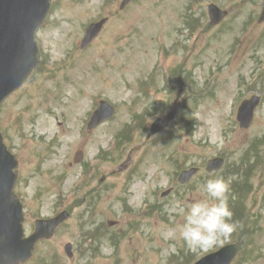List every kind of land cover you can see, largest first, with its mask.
<instances>
[{
	"label": "rangeland",
	"instance_id": "rangeland-1",
	"mask_svg": "<svg viewBox=\"0 0 264 264\" xmlns=\"http://www.w3.org/2000/svg\"><path fill=\"white\" fill-rule=\"evenodd\" d=\"M121 1L52 0L36 34L40 65L0 106V134L19 162L16 188L24 205L25 236L33 232L34 218L64 209L70 215L24 264H194L206 250L192 251L179 237L183 217L177 205L186 209L207 198L202 190L207 176L201 172L190 185L175 186L176 192L154 211L150 203L141 204L151 201L155 189L166 190L185 168L219 156L225 138L231 140L224 152L231 161L249 146L264 151V104L249 132L238 130L233 115L235 103L251 92L264 96V23L256 21L261 0H134L120 11ZM210 3L229 12L216 28L208 24ZM104 18L105 28L81 49L87 27ZM179 81L191 86L180 99L179 105L186 101L184 108L153 142L145 143L149 124L166 117L179 86H189ZM102 99L116 115L87 132ZM118 133L127 137L109 148L88 186V192L101 187L103 197L76 198L73 183L82 177L81 166L102 158L101 149ZM128 151L133 161L127 165L137 161L138 166L126 183L128 177L118 168ZM79 153L81 165L74 164ZM217 178L224 180L221 173ZM250 181L244 186L261 190L250 192L246 200L257 203L234 215L236 229L223 240H240L244 248L233 264H264V208L255 216L264 177L257 184ZM90 200H96L90 214L104 222L106 238L88 240L97 255L81 256L77 229ZM67 243L76 252L70 260L63 252Z\"/></svg>",
	"mask_w": 264,
	"mask_h": 264
},
{
	"label": "water",
	"instance_id": "water-1",
	"mask_svg": "<svg viewBox=\"0 0 264 264\" xmlns=\"http://www.w3.org/2000/svg\"><path fill=\"white\" fill-rule=\"evenodd\" d=\"M131 0H124V7ZM49 0H0V79L9 86L16 85L26 70L33 67L35 49L32 34L44 19ZM99 26L87 31L85 43L90 42ZM21 59H16L20 57ZM6 166L0 161V198L4 194ZM3 173V174H2Z\"/></svg>",
	"mask_w": 264,
	"mask_h": 264
},
{
	"label": "clouds",
	"instance_id": "clouds-1",
	"mask_svg": "<svg viewBox=\"0 0 264 264\" xmlns=\"http://www.w3.org/2000/svg\"><path fill=\"white\" fill-rule=\"evenodd\" d=\"M202 190L207 198L194 200L186 209L177 205L183 217L179 237L192 251L207 250L227 240L236 229V224L230 222L233 213L228 205L229 184L220 178L209 179Z\"/></svg>",
	"mask_w": 264,
	"mask_h": 264
}]
</instances>
